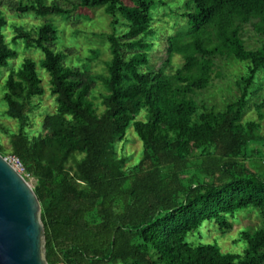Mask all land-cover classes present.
<instances>
[{
  "label": "trees",
  "instance_id": "obj_1",
  "mask_svg": "<svg viewBox=\"0 0 264 264\" xmlns=\"http://www.w3.org/2000/svg\"><path fill=\"white\" fill-rule=\"evenodd\" d=\"M3 1L0 73L17 57L4 42ZM185 7L187 33L166 39L159 68L150 65L155 0H77L74 8H103L111 18L110 58L101 74L89 64L79 69L55 48L54 22L37 32L16 29L13 41L43 57L24 58L6 76L1 104L17 129L9 148L0 141V155L18 158L25 180L35 181L48 264H264V227L238 233L242 253L185 242L206 221L230 231L243 210L264 221V177L247 164L264 136L259 123L242 121L263 79L264 0H187ZM12 8L43 18L71 13L43 0ZM244 26L261 37L260 47H246ZM174 56L184 63L167 74ZM217 59L244 68L235 100L220 112L191 98L211 85ZM38 66L49 76L55 111L36 127L32 112L44 95ZM254 107L264 119V99ZM130 126L143 153L126 166L115 146Z\"/></svg>",
  "mask_w": 264,
  "mask_h": 264
},
{
  "label": "rangeland",
  "instance_id": "obj_2",
  "mask_svg": "<svg viewBox=\"0 0 264 264\" xmlns=\"http://www.w3.org/2000/svg\"><path fill=\"white\" fill-rule=\"evenodd\" d=\"M32 0H5L1 13L5 17L7 25L3 29L5 44L16 52L17 57L9 61V65L0 73V141L5 148H9V137L16 131L17 125L14 120L8 118L1 104V92L6 76L12 70H17L26 57H32L36 61L41 59L42 53L37 49H25L24 42L13 41L16 29L22 28L26 31L37 32L44 22H54L58 28V41L55 43L57 50L69 53V61L79 69L89 64L94 74L105 73V62L110 58L108 35L112 33L111 18L105 14L103 8L77 9L74 5L77 0H43L46 4L57 2L65 9L71 10L68 18L53 16L39 17L33 13L18 15L12 8L16 2L27 3ZM157 8L153 12L152 27L156 31L157 38L150 54L151 67L159 68L165 59L166 39L176 34L187 33L188 25L182 16L186 11L187 0H155ZM243 39L248 49H256L261 46V37L256 35L250 26H244ZM97 54V55H94ZM90 60H92L90 62ZM184 61L180 56H174L170 68H165V73H174L181 68ZM216 75L213 76L211 85L204 91L195 92L191 97L199 106H204L215 111H225L227 106L233 102L238 94L236 81L243 74V64L233 60H216ZM44 95L38 107L32 112L33 123L38 127L45 113L55 111V102L49 90L48 74L37 67ZM254 97L251 99L250 107L246 110L242 121L254 120L260 124V134L264 136V119L257 117L254 105L264 99V73ZM97 90H102L100 86ZM95 102L101 103L98 93H95ZM38 102H36L37 104ZM264 115V110L262 111ZM140 115L138 119H143ZM130 126L126 130L124 140L118 142L115 151L118 157L126 160V166L137 164L143 153V144ZM255 153L248 166L264 177V146L256 147ZM5 157L9 158L10 155ZM33 188L35 181L29 180ZM232 222V228L228 232H221L214 222L206 221L196 231L187 234L185 242L191 246L218 245L225 253H242L245 248L243 242L238 239V233L242 230H256L264 227V221L253 209L240 211Z\"/></svg>",
  "mask_w": 264,
  "mask_h": 264
},
{
  "label": "water",
  "instance_id": "obj_3",
  "mask_svg": "<svg viewBox=\"0 0 264 264\" xmlns=\"http://www.w3.org/2000/svg\"><path fill=\"white\" fill-rule=\"evenodd\" d=\"M0 264H48L40 202L25 178L1 155Z\"/></svg>",
  "mask_w": 264,
  "mask_h": 264
},
{
  "label": "built area",
  "instance_id": "obj_4",
  "mask_svg": "<svg viewBox=\"0 0 264 264\" xmlns=\"http://www.w3.org/2000/svg\"><path fill=\"white\" fill-rule=\"evenodd\" d=\"M7 162L22 176L25 174L24 167L21 164V161L18 158L10 156L9 158L5 157ZM24 177V176H23Z\"/></svg>",
  "mask_w": 264,
  "mask_h": 264
}]
</instances>
